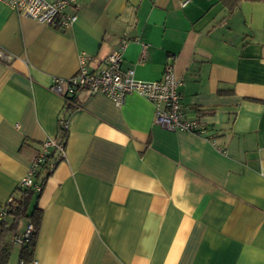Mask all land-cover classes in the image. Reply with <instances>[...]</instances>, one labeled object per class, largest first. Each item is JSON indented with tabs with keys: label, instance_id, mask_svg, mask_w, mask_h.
Listing matches in <instances>:
<instances>
[{
	"label": "crops",
	"instance_id": "0c3cea01",
	"mask_svg": "<svg viewBox=\"0 0 264 264\" xmlns=\"http://www.w3.org/2000/svg\"><path fill=\"white\" fill-rule=\"evenodd\" d=\"M181 1L78 0L66 29L0 2V207L67 121L23 264H264V0ZM122 40L137 79L172 65L183 116L205 133L160 127L136 93L117 106L78 90L74 105L49 89Z\"/></svg>",
	"mask_w": 264,
	"mask_h": 264
},
{
	"label": "built area",
	"instance_id": "2783aa9c",
	"mask_svg": "<svg viewBox=\"0 0 264 264\" xmlns=\"http://www.w3.org/2000/svg\"><path fill=\"white\" fill-rule=\"evenodd\" d=\"M188 1L182 0L181 5L184 6ZM0 2L21 16L32 18L57 29L69 28L77 20L75 7L78 0H0ZM127 42L128 40H122L119 46L103 59L102 65L95 70L88 66L89 57L81 54L76 73L66 78L54 77L49 89L63 97L66 103L71 104H74L73 97L78 90H84L88 94L106 95L117 106L123 103L127 94L136 93L152 103L153 122L160 127L195 134L205 133L204 125L197 120L185 119L183 116L178 89L182 79L175 78L171 64H166L161 78L154 81L137 79L132 68L122 67V51ZM145 52L146 45H143L141 58H144ZM59 127L67 130V121L60 120ZM50 151L53 153L52 157L47 159ZM65 156V139H45L36 152L26 175L19 181L18 188L32 186L33 177L38 170L42 169L45 175L51 173L54 167L65 159ZM42 188L40 183L34 184L36 192H40ZM10 200L11 197L8 202ZM5 215V209L0 207V219ZM32 230V224L27 223L23 233L14 238V243L21 245L28 241Z\"/></svg>",
	"mask_w": 264,
	"mask_h": 264
},
{
	"label": "trees",
	"instance_id": "16d2710c",
	"mask_svg": "<svg viewBox=\"0 0 264 264\" xmlns=\"http://www.w3.org/2000/svg\"><path fill=\"white\" fill-rule=\"evenodd\" d=\"M228 9H233L241 0H220ZM69 105L67 106V108ZM70 108V107H69ZM61 139L65 136V129H61ZM52 151L49 152L47 159L52 157ZM49 174H44L42 169L38 170L34 175V184L40 183L44 186ZM34 184L29 187L18 188L11 200L2 205L6 211V215L0 219V264H8L11 249L14 246V238L23 233H18V227L21 220L31 223L33 230L28 241L17 246L19 251V264H23L31 260L33 249L35 246L38 229L41 220V209L37 206L36 198L39 192L34 189Z\"/></svg>",
	"mask_w": 264,
	"mask_h": 264
},
{
	"label": "rangeland",
	"instance_id": "374dc122",
	"mask_svg": "<svg viewBox=\"0 0 264 264\" xmlns=\"http://www.w3.org/2000/svg\"><path fill=\"white\" fill-rule=\"evenodd\" d=\"M23 222L25 223V220H21V221H20V224L23 223ZM14 246L17 248V245H16V244H14ZM12 249H13V247H12ZM12 249H11V250H12ZM13 251H14V250H13ZM12 253H13V252H12ZM10 255H11V254H10Z\"/></svg>",
	"mask_w": 264,
	"mask_h": 264
}]
</instances>
